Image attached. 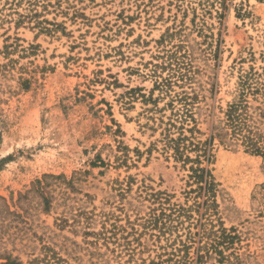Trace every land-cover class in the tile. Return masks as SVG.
<instances>
[{
  "label": "rangeland",
  "instance_id": "1",
  "mask_svg": "<svg viewBox=\"0 0 264 264\" xmlns=\"http://www.w3.org/2000/svg\"><path fill=\"white\" fill-rule=\"evenodd\" d=\"M155 74L198 94L202 140L242 99L264 122V0H0V197L15 213L0 211V264H95L82 225L59 218L137 225L159 190L193 206L206 230L234 228L224 252L235 255L209 263L264 264V157L215 138L209 192L191 184L155 144ZM153 239L142 234L141 256Z\"/></svg>",
  "mask_w": 264,
  "mask_h": 264
},
{
  "label": "trees",
  "instance_id": "2",
  "mask_svg": "<svg viewBox=\"0 0 264 264\" xmlns=\"http://www.w3.org/2000/svg\"><path fill=\"white\" fill-rule=\"evenodd\" d=\"M182 70L183 67L178 64L176 72L182 78H186V73ZM154 76L158 77L155 86L159 90V96L151 99L157 103L156 112L161 113L155 120L156 126H151L154 132L160 130L155 144L161 145L159 149L167 159H174L182 168L189 171V182L196 184L199 190L203 189L207 193L213 183L210 170L203 164L205 161H211L215 138H219L220 142L228 147H243L247 152L264 157V122L261 120L263 114L257 115L252 111L247 100L242 99L229 104L213 127L211 137L202 140L199 137L201 132L196 117L198 94L176 91L173 89L171 77L157 74ZM248 79L249 77L245 76L244 82L242 81L244 89L251 87L247 83ZM162 100H165V103L159 107L158 104ZM37 184L40 185L39 190L44 196L45 204L49 205L48 191L42 185V181L38 180ZM173 196L161 190L147 192L152 205L146 216L139 219L142 221L137 225L129 218L126 225L120 222V216L105 215L101 227L96 230L91 228L92 213L83 211L74 214L72 222L65 216L59 218V225L61 227L82 225L85 243L89 245L87 248L89 254L98 259L95 264H113L110 262L111 259L105 258L103 248L113 253L112 259L116 260L117 264H186L194 261L196 264H211L208 259L213 256L218 263H223L230 259L231 254L235 255V253L226 255L224 252L236 238L234 228L228 230L223 225H219L218 228L212 225L211 229L206 230L200 219L191 220L193 206L174 202ZM0 201L5 202V208L0 210L2 216L15 215L4 197H0ZM195 204L199 205L197 202ZM82 217H85L83 222ZM186 219H189L187 225ZM198 227L199 230H195ZM148 232L154 238L156 246L152 250L154 254L149 253V257H144L141 254L148 247L141 240V236ZM138 246L142 248L138 250ZM123 257L127 258L123 260ZM34 261L43 264H74L56 255L46 261L38 259Z\"/></svg>",
  "mask_w": 264,
  "mask_h": 264
}]
</instances>
